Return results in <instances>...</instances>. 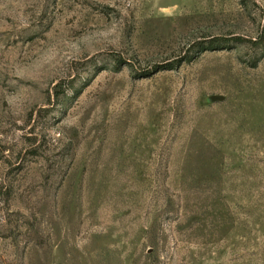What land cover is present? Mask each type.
Instances as JSON below:
<instances>
[{
	"label": "rangeland",
	"instance_id": "1",
	"mask_svg": "<svg viewBox=\"0 0 264 264\" xmlns=\"http://www.w3.org/2000/svg\"><path fill=\"white\" fill-rule=\"evenodd\" d=\"M0 264H264V0H0Z\"/></svg>",
	"mask_w": 264,
	"mask_h": 264
},
{
	"label": "trees",
	"instance_id": "2",
	"mask_svg": "<svg viewBox=\"0 0 264 264\" xmlns=\"http://www.w3.org/2000/svg\"><path fill=\"white\" fill-rule=\"evenodd\" d=\"M239 40H241V39H239Z\"/></svg>",
	"mask_w": 264,
	"mask_h": 264
}]
</instances>
